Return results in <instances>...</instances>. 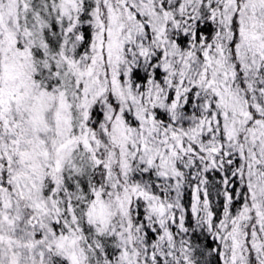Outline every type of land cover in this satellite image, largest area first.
Masks as SVG:
<instances>
[{"label": "snow or ice", "instance_id": "1", "mask_svg": "<svg viewBox=\"0 0 264 264\" xmlns=\"http://www.w3.org/2000/svg\"><path fill=\"white\" fill-rule=\"evenodd\" d=\"M0 264H264V0H0Z\"/></svg>", "mask_w": 264, "mask_h": 264}]
</instances>
